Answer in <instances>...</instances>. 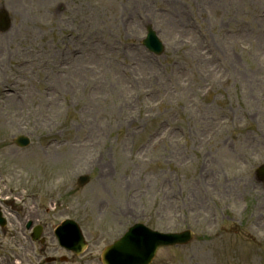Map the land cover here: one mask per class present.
<instances>
[{"label":"rangeland","instance_id":"obj_1","mask_svg":"<svg viewBox=\"0 0 264 264\" xmlns=\"http://www.w3.org/2000/svg\"><path fill=\"white\" fill-rule=\"evenodd\" d=\"M0 6L12 19L0 31V193H17L5 235L19 197L38 193L33 215L75 219L88 243L71 263L57 251L53 264H99L135 221L194 231L151 264H264V184L254 175L264 163V0ZM147 23L165 45L158 57L140 42ZM21 134L26 147L14 143ZM5 235L0 252L17 256L8 264H35L18 257L33 248L23 227ZM39 246L56 247L49 232Z\"/></svg>","mask_w":264,"mask_h":264},{"label":"water","instance_id":"obj_2","mask_svg":"<svg viewBox=\"0 0 264 264\" xmlns=\"http://www.w3.org/2000/svg\"><path fill=\"white\" fill-rule=\"evenodd\" d=\"M1 14H3V13H1ZM2 27L3 28H6L7 27V23H5L4 21H2ZM152 33V32H151ZM155 40H156V42L154 41V40H147V43H148V45L150 44V43H152L153 45H157L158 44V47L157 48H154V49H159L158 51H160V50H162L161 49V44H160V42H158V40L155 38ZM153 48V47H152ZM157 51V52H158ZM17 142L18 143H20V144H25L26 142H27V140H25L24 138H18L17 139ZM263 169H264V167H263ZM167 242H169V241H165V240H156L155 241V243L156 244H153V250L155 249V247L156 246H158V245H163V244H167ZM124 246H125V248H126V251L127 252H129V253H133L134 251H135V249H133V248H131L130 246H131V243H124ZM137 250V253H135L136 254V257H141V261H139V262H137V263H133V264H143V263H145L147 260H149V258L152 256V252L150 253V254H148V256L147 257H144L145 256V250L143 249V247L141 246V245H139L138 246V248L136 249ZM146 253H147V251H146Z\"/></svg>","mask_w":264,"mask_h":264},{"label":"bare ground","instance_id":"obj_3","mask_svg":"<svg viewBox=\"0 0 264 264\" xmlns=\"http://www.w3.org/2000/svg\"><path fill=\"white\" fill-rule=\"evenodd\" d=\"M256 37H257V38H255V39H259V38H261L260 35H257ZM46 61H47V60H46ZM78 61L80 62V58L78 59ZM76 68H77V67H76ZM76 68H75V69H76ZM20 97H21V96H20ZM17 102H19V101L16 100V97H14V96L11 97V102H10V104H9L10 108L13 107L14 105H16ZM74 150H75V149H72L71 152L73 153ZM113 211H114V210H113Z\"/></svg>","mask_w":264,"mask_h":264}]
</instances>
